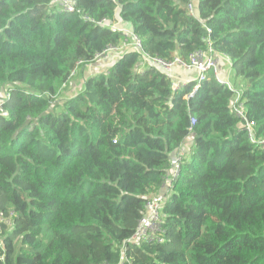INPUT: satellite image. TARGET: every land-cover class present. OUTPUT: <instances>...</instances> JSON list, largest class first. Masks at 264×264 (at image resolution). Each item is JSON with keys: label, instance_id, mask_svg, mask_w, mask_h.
<instances>
[{"label": "trees", "instance_id": "trees-1", "mask_svg": "<svg viewBox=\"0 0 264 264\" xmlns=\"http://www.w3.org/2000/svg\"><path fill=\"white\" fill-rule=\"evenodd\" d=\"M75 1L63 14L0 0V264H264V0H197L196 17L187 0ZM84 15L118 18L163 60L208 40L241 82L255 142L211 74L172 94L132 51L65 96L78 63L122 40ZM179 151L160 242H129Z\"/></svg>", "mask_w": 264, "mask_h": 264}, {"label": "built area", "instance_id": "built-area-1", "mask_svg": "<svg viewBox=\"0 0 264 264\" xmlns=\"http://www.w3.org/2000/svg\"><path fill=\"white\" fill-rule=\"evenodd\" d=\"M51 3L60 13L72 14L76 12L75 0H51ZM185 9L188 16L196 17L192 0H187ZM83 20L86 22H90L95 26H104L111 28V26L108 25V22L105 20L95 22L86 15L83 16ZM120 33L122 37L120 45L118 47H108L101 54L96 55L93 61L90 62V64H88L87 66H91L100 62H105L112 55L115 56V60H118L124 52H136L140 55V64H142L145 69H153L169 79L170 91L172 94H175L181 91L184 87L191 85V93L187 98H191L193 93H195L201 83H203L206 80L207 76L211 74V76L218 85L225 86L229 91L233 92V98L230 103V109L234 116L244 123L243 129L247 133L250 142H255L252 133L254 124L248 123L246 120L243 103L241 101V88L239 89L234 84L224 83L219 79L218 61L220 55L214 53L212 45L208 40L206 41L205 48L192 52L188 55L186 59H182L178 56H175L172 60H163L159 57H153L144 53L142 49L141 40L133 32ZM206 33L207 35H209L210 30L206 29ZM81 66H83V63L81 62L76 65V68L70 74L69 80H71L77 75ZM175 68H179L183 71L194 72L195 80L193 81V83L188 84L183 80L174 78L173 69ZM9 98L10 97L8 95L4 97V99ZM191 124H194V120H191ZM258 143L262 147V149H264V140H260ZM183 154H185V152L179 151L178 154L176 153L172 156L171 164L173 170L171 173V180L167 181L165 187L162 189V192L160 194L150 197L147 200L144 206V214L139 219L135 232L129 239V242L133 244H157L160 242L162 208L171 190V181L175 180L176 178L179 161ZM9 224V220L6 219L2 213H0V231L1 225L8 226ZM119 264H124V262L121 261Z\"/></svg>", "mask_w": 264, "mask_h": 264}, {"label": "crops", "instance_id": "crops-1", "mask_svg": "<svg viewBox=\"0 0 264 264\" xmlns=\"http://www.w3.org/2000/svg\"><path fill=\"white\" fill-rule=\"evenodd\" d=\"M194 2V13L197 16V0H192ZM185 9V7H184ZM186 11V9H185ZM108 25L111 26L110 29L113 31L117 32H133L132 28L125 24L122 23L118 18H116L112 23L108 22ZM115 56L112 55L109 57L108 60L105 62H100L91 66H86V67H80L79 72L75 77L78 78V80L74 83L73 87H69L64 93L66 94L65 96H71L75 94L76 92H79L83 89L84 81L89 78L93 77L99 73L106 72L115 62ZM229 68V71L227 72V69ZM145 68L140 64V70H144ZM173 75L174 78L183 80L187 82L188 84L193 83L195 80V73L192 71H183L179 68L173 69ZM218 77L219 79L224 82V83H230L236 85L239 89L241 88V82L240 80H236L231 72L229 62L225 57L220 56L219 61H218ZM185 152V151H184Z\"/></svg>", "mask_w": 264, "mask_h": 264}, {"label": "rangeland", "instance_id": "rangeland-1", "mask_svg": "<svg viewBox=\"0 0 264 264\" xmlns=\"http://www.w3.org/2000/svg\"><path fill=\"white\" fill-rule=\"evenodd\" d=\"M193 4H194V2H193ZM195 6V5H194ZM81 70V69H80ZM229 71V68L227 69V72ZM78 80V78L77 77H74V78H72L69 82H68V84H67V87H66V90L69 88V87H73V85H74V83L76 82ZM65 91V90H64ZM68 91V90H67ZM1 98H4V97H6V95H8L9 96V94L8 93H5V92H1ZM7 227H3V229H6ZM122 252H124V249L122 250Z\"/></svg>", "mask_w": 264, "mask_h": 264}]
</instances>
